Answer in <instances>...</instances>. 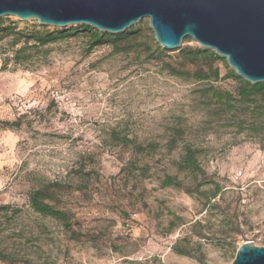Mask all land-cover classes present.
Returning a JSON list of instances; mask_svg holds the SVG:
<instances>
[{
    "label": "rangeland",
    "instance_id": "rangeland-1",
    "mask_svg": "<svg viewBox=\"0 0 264 264\" xmlns=\"http://www.w3.org/2000/svg\"><path fill=\"white\" fill-rule=\"evenodd\" d=\"M135 26L155 38L149 19ZM195 46L185 39L166 60L185 68L179 50ZM22 47L0 37V205L22 210L0 218L11 255L0 264H232L244 242L264 247V136L219 117L198 84L144 56L89 52L80 37L18 62ZM218 85L237 91L233 80ZM184 141L200 150L197 175L175 165ZM168 177L183 185L165 187ZM36 190L70 214V230L31 210Z\"/></svg>",
    "mask_w": 264,
    "mask_h": 264
},
{
    "label": "water",
    "instance_id": "water-1",
    "mask_svg": "<svg viewBox=\"0 0 264 264\" xmlns=\"http://www.w3.org/2000/svg\"><path fill=\"white\" fill-rule=\"evenodd\" d=\"M6 17L113 35L149 19L164 50L176 51L190 38L241 78L264 83V0H0V19ZM232 264H264V247L244 242Z\"/></svg>",
    "mask_w": 264,
    "mask_h": 264
},
{
    "label": "trees",
    "instance_id": "trees-1",
    "mask_svg": "<svg viewBox=\"0 0 264 264\" xmlns=\"http://www.w3.org/2000/svg\"><path fill=\"white\" fill-rule=\"evenodd\" d=\"M22 22H16L10 17L0 19V37L13 38L16 45H23L14 57V59H18V62L20 56L28 51L44 49L50 45L84 37L88 41L89 52L98 48L109 47L116 54H136L144 56L148 63H161L164 70L171 76L198 84L200 86V99L207 105L208 109H212L219 117L235 124L244 132L252 131L258 137L264 136V83L251 84L241 78L233 69L229 68L227 60L213 50L199 46L180 49L178 58L182 66L185 67L181 68L166 60L173 51L164 50L156 42V39H150L145 34V29L140 26H134L121 34L113 35L88 25L56 28L42 26L37 21L34 22L33 26L22 29L20 28ZM190 40V38L186 39V41ZM220 64L227 68V74L224 77L221 76ZM6 68L7 63L3 65L0 71H4ZM223 80L235 81L237 83L236 93L223 90L218 85ZM184 133L185 128H176L173 136H183ZM129 143L136 150L143 148L137 138L129 140ZM148 149H151V146ZM199 153L200 150L191 142L184 141L181 157L175 165L181 172L197 175L202 172ZM164 185L165 187H181L183 183L168 177ZM218 194L219 192H216L213 198H216ZM48 200L49 196L45 191L36 190L29 196V206L36 215L57 221L70 230L72 228L70 214L57 209ZM21 213L22 210L18 208L0 205V218L15 219ZM239 248L231 252L232 261H234ZM178 253L190 255L185 250L178 251ZM10 257L9 252L0 247V260L7 261ZM199 261L201 264H205L203 260Z\"/></svg>",
    "mask_w": 264,
    "mask_h": 264
}]
</instances>
